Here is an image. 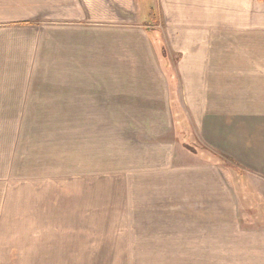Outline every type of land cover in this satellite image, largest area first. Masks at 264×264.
Segmentation results:
<instances>
[{"label":"rangeland","instance_id":"1","mask_svg":"<svg viewBox=\"0 0 264 264\" xmlns=\"http://www.w3.org/2000/svg\"><path fill=\"white\" fill-rule=\"evenodd\" d=\"M55 6L0 0V23L7 24L0 60L9 84L35 82L32 64L46 62L45 47L13 23L53 16L47 9ZM93 9L73 3L71 15L92 21L99 15ZM128 9L121 18L146 23L166 70L155 41L158 1L135 0ZM168 79L178 108L167 124H115L136 120L138 110L52 107L48 94L12 95L0 113V264L13 250L23 264H264V180L204 150L212 149L195 125L184 126L181 78Z\"/></svg>","mask_w":264,"mask_h":264},{"label":"crops","instance_id":"2","mask_svg":"<svg viewBox=\"0 0 264 264\" xmlns=\"http://www.w3.org/2000/svg\"><path fill=\"white\" fill-rule=\"evenodd\" d=\"M53 1L55 9H47L53 16L12 25L29 30L45 47L41 58L46 62L38 64L46 67L32 64L35 82L13 85L2 73L8 65L0 60V113L13 94H26L17 99L29 100L36 93L37 100L48 94L52 107L138 110L129 112L136 120H113L115 124H167L169 117L173 123L176 99L146 23L121 18L135 0ZM157 1L160 33L181 78L178 88L188 124L195 125L210 149L264 180V1ZM73 3L78 9L94 4L99 15L92 21L86 14L73 18ZM5 25L0 23V30ZM55 101L65 105H53ZM19 252L8 251L6 264H23ZM30 253L38 262V250Z\"/></svg>","mask_w":264,"mask_h":264},{"label":"trees","instance_id":"3","mask_svg":"<svg viewBox=\"0 0 264 264\" xmlns=\"http://www.w3.org/2000/svg\"><path fill=\"white\" fill-rule=\"evenodd\" d=\"M261 1H264V0H261ZM161 35V34H160ZM157 36L156 37V39H155V41H156V43H157V49L159 50L158 51V53L160 54V57H161V60L163 61V63H164V66H165V71H167V73H168V76H170L171 77V79L173 80V79H175V72H173V70L171 69V67H170V59H169V55H168V52H167V49H166V47H165V44H164V42H163V39L161 38V36ZM173 96H174V98L176 99V97H175V91H174V93H173ZM174 107L173 108H178V104H177V101L175 100L174 101ZM185 128H188L189 127V124H186L185 123ZM180 131H184L183 129H181ZM182 133V132H181ZM186 148L190 151V152H192V153H194V154H197L198 156H201L202 158H206L205 156H204V154L201 152V153H199L198 154V152L196 151V150H194V149H191V148H189V146H186ZM204 150L205 151H207L208 153H210V154H212V156H214V157H216V158H218L219 160V162H222V163H224V164H227L228 166H230V167H232V165H235V166H237V164L232 160V159H230L228 156H226V155H224V154H222V153H217V152H215V151H212V150H209V149H207V148H204ZM203 155V156H202ZM236 168V167H235ZM234 168V169H235ZM240 169V168H239Z\"/></svg>","mask_w":264,"mask_h":264}]
</instances>
